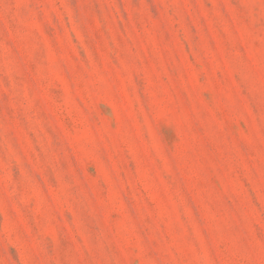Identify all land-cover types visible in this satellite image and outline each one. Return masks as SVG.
Returning a JSON list of instances; mask_svg holds the SVG:
<instances>
[{
    "label": "rangeland",
    "instance_id": "1",
    "mask_svg": "<svg viewBox=\"0 0 264 264\" xmlns=\"http://www.w3.org/2000/svg\"><path fill=\"white\" fill-rule=\"evenodd\" d=\"M0 264H264V0H0Z\"/></svg>",
    "mask_w": 264,
    "mask_h": 264
}]
</instances>
